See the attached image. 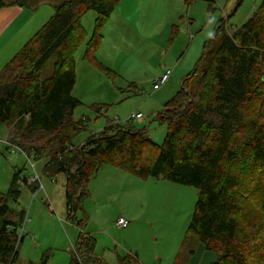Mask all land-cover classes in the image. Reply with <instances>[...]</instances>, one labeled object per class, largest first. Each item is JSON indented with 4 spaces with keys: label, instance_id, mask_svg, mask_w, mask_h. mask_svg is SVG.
<instances>
[{
    "label": "trees",
    "instance_id": "16d2710c",
    "mask_svg": "<svg viewBox=\"0 0 264 264\" xmlns=\"http://www.w3.org/2000/svg\"><path fill=\"white\" fill-rule=\"evenodd\" d=\"M184 1L190 6L196 0ZM121 2L67 0L57 5L51 19L3 67L0 142L10 153L12 146L18 148L29 163L44 161V175L65 176L70 219L88 195L92 177L102 166H112L141 179L197 189L188 231L217 254L213 264H264V0L240 28L229 30L225 19L218 21L194 70L156 116L167 128L163 144L132 120L110 122L75 144L86 130L85 122L74 118L82 104L73 95L76 54L85 45L84 61L111 79L118 77L97 54L102 30ZM8 5L0 0V9ZM90 11L97 17L88 37L81 20ZM52 59V74L44 78ZM103 109L96 107L98 113ZM2 127L8 130L4 142ZM21 174L15 171L7 194L0 193V264H15L24 240L25 213L13 210L21 183L28 184ZM32 189L39 191L40 180ZM127 259L121 263L128 264ZM90 261L100 264L95 240L81 231L72 262Z\"/></svg>",
    "mask_w": 264,
    "mask_h": 264
},
{
    "label": "rangeland",
    "instance_id": "374dc122",
    "mask_svg": "<svg viewBox=\"0 0 264 264\" xmlns=\"http://www.w3.org/2000/svg\"><path fill=\"white\" fill-rule=\"evenodd\" d=\"M65 1L36 0L33 11L28 8L26 26L14 35L13 43L8 34L1 45L6 48L5 52L0 50L3 66L51 19L55 7ZM238 1L196 0L187 6L184 0H122L102 30L104 40L97 54L118 77L111 79L84 61L85 45L76 54L77 82L73 95L82 104L75 110L74 118L83 120L86 130L74 143H83L110 122L126 125L133 114H141L143 118L132 120L133 125L146 129L155 143L163 144L167 128L156 121V116L194 70L218 21L225 19L229 30L240 28L262 3L241 0L238 5ZM22 2L26 7L25 0ZM96 17L90 11L81 20L88 37ZM54 61L46 65L44 78L52 74ZM167 71H171L169 82L155 91L153 81ZM100 106L104 109L98 113L96 107ZM7 138L8 130L2 127L1 141ZM0 149V193L7 194L15 171H22L23 180L31 179L34 171L23 154H11L1 142ZM32 163H36L42 188L35 193V183H21L22 195L13 210L25 213L20 232L24 240L18 245L15 264H75L72 258L81 231L95 240V257L100 264H122L125 258H129L128 264L217 261V254L188 231L200 194L197 189L163 179H141L115 167L102 166L90 180L88 195L75 218L70 219L65 176H46L44 161ZM120 218L130 225L119 228ZM81 223L82 230L76 227Z\"/></svg>",
    "mask_w": 264,
    "mask_h": 264
},
{
    "label": "crops",
    "instance_id": "0c3cea01",
    "mask_svg": "<svg viewBox=\"0 0 264 264\" xmlns=\"http://www.w3.org/2000/svg\"><path fill=\"white\" fill-rule=\"evenodd\" d=\"M35 1L36 0H26V5H25L26 7H21L19 5H11L14 3V1H11V2L5 1L9 5L0 9V17H2V18H0V50L2 49L3 52L6 51V48L5 47L2 48L1 45L4 43L8 34H9V39H11V42L13 43L14 35H16L18 30L22 29L24 25L26 26L27 20L29 19L28 17L30 15V14H28L29 12L27 10L30 9L33 11V8H35L34 6L37 5ZM3 14H5V15H3ZM14 29L16 30L15 32H14ZM21 34H22V30L17 34V40H16L17 42L19 40H21ZM22 40H25V37ZM8 42H10V41H8V38H7V43ZM15 48H17V46ZM17 53H15V54H17ZM2 62H3V60L0 57V70L1 71H2L3 67L7 64L6 63L3 66ZM1 66H3V67L1 68ZM1 71H0V73H1ZM155 81L156 80L153 81V85H154ZM142 118H143V116H142Z\"/></svg>",
    "mask_w": 264,
    "mask_h": 264
},
{
    "label": "built area",
    "instance_id": "2783aa9c",
    "mask_svg": "<svg viewBox=\"0 0 264 264\" xmlns=\"http://www.w3.org/2000/svg\"><path fill=\"white\" fill-rule=\"evenodd\" d=\"M170 76H171V71H167L160 79L156 80L154 82V90L158 91L160 90L164 85H166L169 80H170ZM142 115L141 114H133L130 118V120H135V119H141ZM20 151L18 148H15V146H12L11 148V154L13 155H19ZM33 171H34V176L28 180V184L30 185L31 183H36L37 181L40 180L38 174L35 171V163H30ZM41 186V185H40ZM42 186L40 187L39 190H41ZM130 225V222L124 218H120L117 221V226L119 228H126Z\"/></svg>",
    "mask_w": 264,
    "mask_h": 264
}]
</instances>
